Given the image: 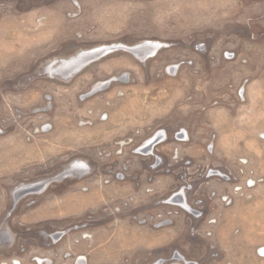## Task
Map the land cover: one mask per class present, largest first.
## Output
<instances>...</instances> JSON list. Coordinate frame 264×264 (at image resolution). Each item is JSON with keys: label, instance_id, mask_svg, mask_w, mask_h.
I'll return each mask as SVG.
<instances>
[{"label": "rangeland", "instance_id": "obj_1", "mask_svg": "<svg viewBox=\"0 0 264 264\" xmlns=\"http://www.w3.org/2000/svg\"><path fill=\"white\" fill-rule=\"evenodd\" d=\"M0 264H264V0H0Z\"/></svg>", "mask_w": 264, "mask_h": 264}]
</instances>
